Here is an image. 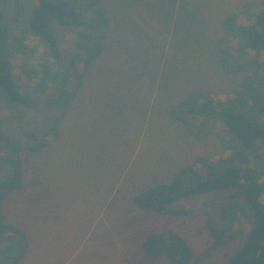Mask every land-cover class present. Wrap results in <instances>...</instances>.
<instances>
[{"label": "rangeland", "instance_id": "1", "mask_svg": "<svg viewBox=\"0 0 264 264\" xmlns=\"http://www.w3.org/2000/svg\"><path fill=\"white\" fill-rule=\"evenodd\" d=\"M262 1L99 0L110 24L106 45L53 131L49 123L60 109L48 102L62 82L43 80L44 69L71 72L76 29L57 27V59L27 31L33 1L0 0L10 27L12 75L32 99L19 113L16 106L0 105V133L23 143L49 138L48 145L29 155L23 188L3 205L6 219L28 236L27 256L20 264H172L165 257H146L141 246L146 234L164 230L183 235L195 253L212 244L206 218L216 222L226 199L186 196L170 204L185 213L171 215L143 211L134 197L172 180L196 156L217 159L232 145L219 117L187 118L181 106L171 108L194 91L233 93L253 74L252 67L224 71L217 38L227 13L255 16ZM255 74L250 80L254 89L245 93V110L264 123L257 105L264 102V64ZM72 84L69 76L65 87ZM236 147L235 162L264 183V143L256 152ZM8 151L1 145L0 178L7 172L3 155ZM227 223L224 244L211 248L200 264H223L243 244L247 216L228 217Z\"/></svg>", "mask_w": 264, "mask_h": 264}, {"label": "trees", "instance_id": "2", "mask_svg": "<svg viewBox=\"0 0 264 264\" xmlns=\"http://www.w3.org/2000/svg\"><path fill=\"white\" fill-rule=\"evenodd\" d=\"M32 1L27 31L44 43L53 57L60 58L57 27L76 29V51L70 57L71 72L67 70L61 74H52L49 68L44 69L46 76L43 80L60 78L62 82L55 99L48 102L60 109L59 116L49 123L51 130L56 131L60 128L63 112L81 91L93 62L102 53L110 24L99 0ZM261 4L263 8L255 16L227 13L221 21L220 36L217 38L220 67L228 73L252 67L253 74L245 77L240 88L233 93L194 91L171 108L172 111L181 106L187 118L189 114L219 117L232 137V145L217 159L196 156L172 180L140 191L134 197V204L143 211L171 215L185 213L172 209L170 204L186 196L212 194L226 199L227 203L220 207L216 222L210 217L206 218L212 244L195 253L187 239L174 230L151 232L146 234L141 245L148 258L165 257L172 264H200L211 248L224 244L230 230L228 217L234 219L238 214H244L248 220L245 240L239 248L228 254L223 264H264V183L258 181L252 169H242V164L235 162L232 151L239 146L246 152H256L259 143H264V123H258L251 112H246L244 101L245 93H249L248 87H252L253 81L250 80L256 78V70L264 64V0ZM20 10L18 7L16 18ZM9 33V23L0 7V105L16 106L19 113L32 105V99L22 92L12 75L8 55ZM16 38L21 41L23 36ZM17 47L22 50L20 42ZM69 76L73 79L71 89L65 87ZM253 97L255 94L250 99ZM252 102L258 103L256 99ZM257 105L264 112V102ZM183 117L176 118L183 120ZM48 144L49 138L23 143L19 140L11 141L0 133V148L5 145L9 149L3 155L7 172L0 178V264H20L27 256L26 231L6 219L3 205L10 194L23 188L25 164L29 155Z\"/></svg>", "mask_w": 264, "mask_h": 264}]
</instances>
